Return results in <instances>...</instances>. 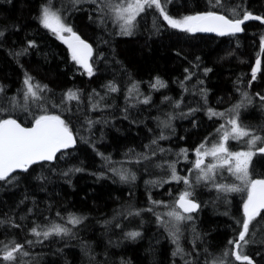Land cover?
<instances>
[{"label":"trees","instance_id":"obj_1","mask_svg":"<svg viewBox=\"0 0 264 264\" xmlns=\"http://www.w3.org/2000/svg\"><path fill=\"white\" fill-rule=\"evenodd\" d=\"M160 3L176 19L207 12L264 18V0ZM45 6L91 44V76L78 72L68 45L42 25ZM121 25L106 0H0V119L28 126L41 115H58L76 140L53 162L0 181V255L5 245L22 244L13 264H241L224 254L242 230L247 190L227 166L198 179L203 174L193 163L195 149L217 144L229 119L264 137V22L245 21L239 35L190 33L171 28L153 6L136 17L131 34ZM26 76L47 86L38 99H25ZM70 91L79 98L67 99ZM248 139L230 137L226 147L252 151L249 176L264 179V153L256 150L264 145L249 149ZM173 166L188 184L173 179ZM185 191L197 211L176 207ZM174 208L192 219L168 223ZM72 216L80 223H69ZM53 225L69 231L46 239L31 231ZM245 239L243 254L264 264V211Z\"/></svg>","mask_w":264,"mask_h":264},{"label":"snow or ice","instance_id":"obj_2","mask_svg":"<svg viewBox=\"0 0 264 264\" xmlns=\"http://www.w3.org/2000/svg\"><path fill=\"white\" fill-rule=\"evenodd\" d=\"M78 3L79 0H76ZM95 3L96 0H93ZM219 0H217V3ZM109 10L115 13L117 20H122L121 25L122 32L124 34H131L130 29L135 21L136 17L145 11L146 7L151 8L155 6L156 9L160 10L163 19L167 24L173 29H179L181 31H186L190 33L195 32H215L221 36L228 34H235L242 31L241 25L250 19L261 20L264 22V18L259 16H252L250 13H245L242 19H227L223 15H217L214 12H207L205 14L185 16L182 19L172 18L165 12L164 8L161 6L160 0H121L119 4H112L110 0H106ZM40 21L42 25L51 30L53 34L61 39L71 51V58L76 63L83 66L87 71L88 75L93 74L92 67L89 64V58L92 55L91 46L82 40L72 28L65 25L62 17L50 9V7L45 6L42 8ZM63 33L70 34L65 37ZM3 35V33H0ZM29 46H33L30 42ZM264 50V49H262ZM260 67V61H256V68H253V79L256 77V72ZM32 78L26 76L24 84L26 85L27 91L25 92V99L31 96L33 99L39 98V93L46 89V85L41 86L39 84H33ZM156 85L164 87V84L160 81H156ZM154 85V87L156 86ZM115 91V88L111 89ZM247 94H245L246 96ZM79 97L75 92H69L67 94V99L74 100ZM264 99V97H261ZM147 103V100L145 101ZM239 108V105L236 106ZM3 111V109H0ZM210 111V115H220L223 113H214ZM232 111H236L233 109ZM228 124L232 125L231 130H224L221 142L213 145L210 151L201 152L204 148L202 143L195 153L197 159L195 160V168L199 169L203 174L202 177L198 179H211L209 176L216 167L227 166V170L231 172L236 179L239 180L244 188L247 190V198L243 204L244 219L242 223V230L239 232L238 239L235 241L230 240L229 244L233 245V250L231 253L225 252V256L231 255L234 257L235 261L241 262V264H254L253 260L246 254H243L242 245L240 242L247 244L248 241L245 239L246 235L249 233L250 223L257 217L261 215L262 210H264V179H251L249 176L248 163L253 155L252 151L246 152H230L226 147V144L231 137V139L238 140L242 137H249L246 141L249 149L255 148L257 142L264 145V137L259 135L251 134L249 131L242 129L235 118L229 119ZM225 129L224 125H221L217 131ZM164 137H161L163 139ZM155 143V141H153ZM75 144V138L72 131L67 126L64 120L58 115H41L35 118L32 127H23L15 119H0V181L14 180L16 177L12 174L17 170L28 171L31 165H34L43 161H52L56 158V154L62 149H67ZM260 153H264V146L256 149ZM185 152L186 150H182ZM211 155L213 158L219 161L218 165L209 164L207 170L202 168L204 161L202 156ZM234 161V164H233ZM79 171V169H77ZM173 179L179 181L183 179L185 184L189 181L187 178H181L176 175L175 168L173 166L172 172ZM120 178L122 180L128 179V177L120 173ZM134 179V177H133ZM218 190L223 192H236L242 189L237 186H226L217 185ZM190 192L185 191L178 197L177 207L183 211V213H191L198 208V205L192 202L188 197ZM162 203V202H155ZM170 217H173L176 221L190 220L192 217L190 215L184 216L180 211L175 208L167 213ZM159 219V217H158ZM69 223L78 224L80 219L74 216L69 218ZM32 233L39 237L43 236L45 239L50 235H61L67 234L68 229L60 225H53L52 227L44 230L43 232L38 231L37 228H33ZM139 233L132 232L129 236L135 238ZM175 239V235H174ZM28 243H32L28 241ZM22 244H14L11 248L5 245L3 248V254L0 255V261H7L10 264L16 261L15 253L22 252ZM182 251L179 246L177 247V252ZM176 253H174L175 255ZM23 255H27V252H23Z\"/></svg>","mask_w":264,"mask_h":264},{"label":"rangeland","instance_id":"obj_3","mask_svg":"<svg viewBox=\"0 0 264 264\" xmlns=\"http://www.w3.org/2000/svg\"><path fill=\"white\" fill-rule=\"evenodd\" d=\"M121 24H123V21L121 20ZM63 35L65 36V37H67V36H69L70 34H68V33H63ZM76 63V62H75ZM78 66H79V69H78V72H82L83 71V66H81L80 64H78V63H76ZM231 127H232V125H230L229 126V130L228 131H230V129H231ZM221 140H222V136H221V139H220V141L219 142H221ZM201 145V144H200ZM199 145V146H200ZM216 145V144H215ZM198 146V147H199ZM197 147V148H198ZM213 146H208V145H205L204 144V148L203 149H201V152L203 153L204 151H210L211 150V148H212ZM246 151H249V150H238V151H233V152H246ZM231 152V151H230ZM202 158H208L209 159V161L207 162V163H205L206 165V169H207V166L209 165V164H215V165H218L219 164V161L217 160V159H215V158H213L211 155H207V156H202ZM195 159H197V156H196V153H195ZM233 164H234V161H233ZM204 165V164H203ZM201 166V167H204V166ZM219 167V166H218ZM217 168V167H216ZM179 222H181V221H176L174 218H170L169 220H168V223H172V225H178L179 224ZM247 246H248V244H244L243 246H242V250L244 251L246 248H247Z\"/></svg>","mask_w":264,"mask_h":264},{"label":"water","instance_id":"obj_4","mask_svg":"<svg viewBox=\"0 0 264 264\" xmlns=\"http://www.w3.org/2000/svg\"><path fill=\"white\" fill-rule=\"evenodd\" d=\"M214 13H216L217 15H223V14H221V13H217V12H214ZM223 16H225V15H223ZM225 18H227V19H229L228 17H226L225 16ZM243 25V24H242ZM242 25H241V28H242ZM197 33H201V34H205V35H214V36H221V35H219V34H217V33H215V32H197ZM241 33V31L240 32H238V33H235V34H228V35H239ZM224 36H227V35H224ZM83 40V39H82ZM85 41V40H84ZM86 43H88L87 41H85ZM89 44V43H88ZM262 45H264V40L262 41V43H261ZM90 46H91V44H89ZM91 48H92V46H91ZM92 54H93V49H92ZM91 57H92V55H91ZM91 57L89 58V64H90V60H91ZM18 122V121H17ZM19 123V122H18ZM21 124V123H20ZM22 125V124H21ZM23 127H32L33 126V123L31 124V125H28V126H25V125H22ZM74 136V135H73ZM75 138V137H74ZM75 145H76V140H75V144L74 145H72L71 147H69V148H67V149H62L60 152H63V151H66V150H69V149H72V148H74L75 147ZM60 152H58V153H60ZM57 153V154H58ZM56 154V155H57ZM202 158V157H201ZM203 159V161L205 162V160H204V158H202ZM196 160V159H195ZM54 161V159L52 160V161H43V162H53ZM39 163H42V162H39ZM37 164V163H36ZM194 167H195V161H194ZM204 164V163H203ZM16 172H21L20 170H17ZM177 200H178V198L176 199V201H175V205H176V207H177ZM191 200V199H190ZM192 202H194L193 200H191ZM194 203H196V202H194ZM197 204V203H196ZM198 205V204H197ZM178 208V207H177ZM179 209V208H178ZM198 209V208H197ZM197 209L196 210H194L193 212H195V211H197ZM180 211H182L181 209H179ZM262 211H264V210H262ZM183 212V211H182ZM192 213V212H191Z\"/></svg>","mask_w":264,"mask_h":264},{"label":"bare ground","instance_id":"obj_5","mask_svg":"<svg viewBox=\"0 0 264 264\" xmlns=\"http://www.w3.org/2000/svg\"><path fill=\"white\" fill-rule=\"evenodd\" d=\"M229 243V242H228ZM228 249V248H227ZM224 254V253H223ZM218 257H220V256H218ZM224 257V256H223ZM225 258V257H224ZM209 261H210V259H209ZM220 261V260H219ZM212 262V261H211ZM214 262H215V260H214Z\"/></svg>","mask_w":264,"mask_h":264}]
</instances>
